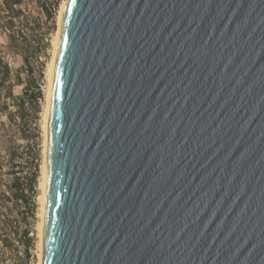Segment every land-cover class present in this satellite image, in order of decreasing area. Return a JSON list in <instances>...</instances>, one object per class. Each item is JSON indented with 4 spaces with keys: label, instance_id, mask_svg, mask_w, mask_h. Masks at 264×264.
Returning <instances> with one entry per match:
<instances>
[{
    "label": "water",
    "instance_id": "obj_1",
    "mask_svg": "<svg viewBox=\"0 0 264 264\" xmlns=\"http://www.w3.org/2000/svg\"><path fill=\"white\" fill-rule=\"evenodd\" d=\"M41 264H264V0H67Z\"/></svg>",
    "mask_w": 264,
    "mask_h": 264
},
{
    "label": "rangeland",
    "instance_id": "obj_2",
    "mask_svg": "<svg viewBox=\"0 0 264 264\" xmlns=\"http://www.w3.org/2000/svg\"><path fill=\"white\" fill-rule=\"evenodd\" d=\"M62 1L20 0L14 7L19 10L15 15L5 0H0V57L10 66V79L16 75L20 78L13 81L12 92L20 95L26 87L30 95L31 91H36L35 83L41 92L34 103L25 97V109L13 112L16 106L4 95L7 83L0 85V106L4 103L8 105V109L0 107V264L37 262L38 183L43 140L41 122L47 87L46 72ZM10 19L13 23L9 22ZM4 110H11L15 120H9ZM16 176L25 190L29 183L34 184L32 192L29 189L26 191L28 205L17 199L10 188ZM24 228H28L31 238L27 248L19 238ZM1 234L7 235L8 243L3 241Z\"/></svg>",
    "mask_w": 264,
    "mask_h": 264
},
{
    "label": "trees",
    "instance_id": "obj_3",
    "mask_svg": "<svg viewBox=\"0 0 264 264\" xmlns=\"http://www.w3.org/2000/svg\"><path fill=\"white\" fill-rule=\"evenodd\" d=\"M5 3L7 5V7L12 10L15 15H18L19 10L14 8L16 7L19 3L20 0H5ZM10 23H13V20L10 19L9 20ZM10 38L14 36H9ZM10 73H11V69L10 66L8 65L7 62L3 61V59L0 57V85H4L5 83H7V87H6V91L4 93V95L7 96V98H9L11 100V102L16 106V108L14 109L13 112H16L18 110H24L25 109V97H28L29 101H32V103H34L35 101H37V96H41V92L39 87L37 86V84L35 83V88L36 91H31L30 95L27 93V88L24 87L22 89L23 93L20 95H15L12 92V86H13V81H19V76H15L14 79H10ZM30 84H28L29 86ZM27 94L29 96H27ZM2 109H8V105L7 103H4L3 106H0ZM5 112V116L9 119V120H15L14 119V113L11 110H4ZM33 186L34 184L29 183L28 184V188L29 191H33ZM11 190L13 191V194L15 195V197L17 199H22L25 203V205H28L29 201H28V196H27V189L25 190V188L21 185L18 177L16 176L15 179L12 181V184L10 186ZM3 228H5V226H3ZM2 239L5 243H8L9 240H7V235L1 234ZM19 238L21 239L22 243L26 246H28L29 242H30V236H29V232H28V228H24L21 232V234L19 235ZM11 243V242H10ZM12 245V243H11Z\"/></svg>",
    "mask_w": 264,
    "mask_h": 264
},
{
    "label": "bare ground",
    "instance_id": "obj_4",
    "mask_svg": "<svg viewBox=\"0 0 264 264\" xmlns=\"http://www.w3.org/2000/svg\"><path fill=\"white\" fill-rule=\"evenodd\" d=\"M67 0H63L60 3L58 15H57V30L55 36L52 41V56L49 62L46 78H47V87L45 92V106L42 112V164H41V175L38 183V189L40 193L38 195V204H39V211L38 217L39 221L37 223V262L36 264H41L42 256H43V224H44V207H45V170H46V132H47V114L49 108V101L52 89V82L54 76V69H55V62H56V55H57V48L59 42V35H60V28H61V21H62V14H63V7L64 2Z\"/></svg>",
    "mask_w": 264,
    "mask_h": 264
}]
</instances>
